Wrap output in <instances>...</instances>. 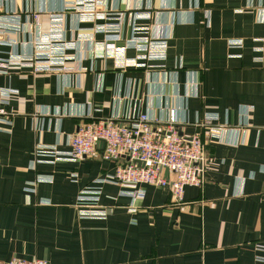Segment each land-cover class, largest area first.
I'll return each instance as SVG.
<instances>
[{
	"label": "crops",
	"instance_id": "crops-1",
	"mask_svg": "<svg viewBox=\"0 0 264 264\" xmlns=\"http://www.w3.org/2000/svg\"><path fill=\"white\" fill-rule=\"evenodd\" d=\"M78 2L101 15L79 19ZM8 11L21 24L4 34L13 44L0 42V59L33 51L49 32L50 12L61 14L62 38L73 46L66 72H0V92L11 90L3 103L9 123L0 121V264L12 256L46 264H264L257 245L264 246V0H0V14ZM115 23L117 31L106 28ZM134 27L164 39L165 58H138L144 52L128 43ZM229 38L242 45L229 46ZM106 44L115 50L101 49ZM122 57L144 65H122ZM173 112L184 135L204 130L196 122L205 113L233 129L224 141L202 134L203 183L185 186L182 201L155 185L132 200L104 182L107 216L80 218V190L116 162L100 157L101 145L77 161H36L37 144L67 150L86 121L147 113L165 123Z\"/></svg>",
	"mask_w": 264,
	"mask_h": 264
},
{
	"label": "built area",
	"instance_id": "built-area-1",
	"mask_svg": "<svg viewBox=\"0 0 264 264\" xmlns=\"http://www.w3.org/2000/svg\"><path fill=\"white\" fill-rule=\"evenodd\" d=\"M91 3L92 0H85ZM77 7L83 13L79 19H90L95 12V6L78 2ZM146 15L149 14L146 12ZM49 32L46 37L38 36L34 40L33 51L20 54L15 51L8 57L0 59V72L7 73L8 68L28 67L32 72L61 71L69 68L65 64V52L73 46L62 38V19L60 13L50 12ZM38 13H32L31 21L34 26L39 24ZM20 18L14 13L3 12L0 14V42L11 45L13 41L5 38V33L20 29ZM105 27V26H104ZM107 29L117 31V23L106 26ZM147 28H133V35L128 40L129 45L144 53L137 57L144 60L163 59L166 55V42L164 39L149 38ZM143 33V35H138ZM264 41V38H262ZM229 46H241V38H229ZM101 49L113 52L115 47L111 44L101 45ZM262 51L263 47L255 48ZM120 64L143 66L134 58H123ZM11 90L0 92V121L9 123L7 112L3 107L6 97ZM216 113H205L193 134L179 133L175 123L174 112L170 114L167 122L152 119L147 113H139L127 118L124 122L114 119L89 120L81 124L74 134L67 138L68 149L57 150L53 146L37 144L35 148L36 161H45L42 156L50 158L46 162L55 160L77 161L85 156L98 152L97 147L102 143L100 157L104 160L116 162L114 170L94 180V184L80 190L76 198L77 214L80 218L103 219L107 216L106 208L101 205V184L104 182L116 183L126 188L122 195L129 196L132 200L142 198L143 186L155 185L168 187L177 201L183 200L184 188L187 185L201 186L203 173L208 157L205 151L202 134L210 140L224 141L228 124L216 123ZM215 122V123H214ZM246 124V123H245ZM244 124V125H245ZM233 130V129H229ZM139 162V164L134 161ZM167 169V174L164 170ZM37 181L50 180L48 177L37 176ZM130 206V210H134ZM264 250V246L257 244ZM263 261L264 258H258ZM2 264H46L43 258L23 259L12 256Z\"/></svg>",
	"mask_w": 264,
	"mask_h": 264
},
{
	"label": "water",
	"instance_id": "water-1",
	"mask_svg": "<svg viewBox=\"0 0 264 264\" xmlns=\"http://www.w3.org/2000/svg\"><path fill=\"white\" fill-rule=\"evenodd\" d=\"M99 145H101V146H102L103 144H102V143H100ZM134 162H135V163H137V164H139V162H137L136 160H135ZM167 172H168V171H167V169H165V170H164V174L166 175V174H167Z\"/></svg>",
	"mask_w": 264,
	"mask_h": 264
}]
</instances>
